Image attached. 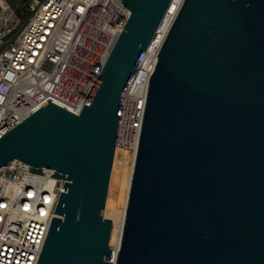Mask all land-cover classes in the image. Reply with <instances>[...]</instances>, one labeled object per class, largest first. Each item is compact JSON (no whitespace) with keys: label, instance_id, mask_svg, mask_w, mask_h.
Here are the masks:
<instances>
[{"label":"water","instance_id":"water-1","mask_svg":"<svg viewBox=\"0 0 264 264\" xmlns=\"http://www.w3.org/2000/svg\"><path fill=\"white\" fill-rule=\"evenodd\" d=\"M130 15L79 114L48 102L0 137L66 179L37 264H112L123 93L173 0ZM116 264H264V0H184L158 53Z\"/></svg>","mask_w":264,"mask_h":264},{"label":"built area","instance_id":"built-area-1","mask_svg":"<svg viewBox=\"0 0 264 264\" xmlns=\"http://www.w3.org/2000/svg\"><path fill=\"white\" fill-rule=\"evenodd\" d=\"M129 15L119 0H30L20 13L0 0V137L48 99L79 114ZM155 40L147 52L158 58ZM150 75H136L122 95L116 146L134 156ZM42 172L17 159L0 167V264H37L59 217L66 179Z\"/></svg>","mask_w":264,"mask_h":264},{"label":"bare ground","instance_id":"bare-ground-1","mask_svg":"<svg viewBox=\"0 0 264 264\" xmlns=\"http://www.w3.org/2000/svg\"><path fill=\"white\" fill-rule=\"evenodd\" d=\"M183 1L184 0H173L171 2L168 11L159 26V32L155 40V44L157 46L160 47L161 43H163L171 25L173 24L176 18V15L178 14V11L180 10ZM156 60H157V50H153L151 48L143 58V61L141 63L136 78L147 79L155 67ZM134 162H135L134 154L123 149L118 181L116 186V192L120 193L118 209L111 208L112 230H111L109 243L112 246L111 247L112 264H116L120 250Z\"/></svg>","mask_w":264,"mask_h":264},{"label":"trees","instance_id":"trees-1","mask_svg":"<svg viewBox=\"0 0 264 264\" xmlns=\"http://www.w3.org/2000/svg\"><path fill=\"white\" fill-rule=\"evenodd\" d=\"M29 2H30V0H22V3H21L19 6H16V5H13V4L11 3V1H10L11 5H12L13 7H15L19 13H20L21 11H25V8H26L27 5L29 4Z\"/></svg>","mask_w":264,"mask_h":264},{"label":"rangeland","instance_id":"rangeland-1","mask_svg":"<svg viewBox=\"0 0 264 264\" xmlns=\"http://www.w3.org/2000/svg\"><path fill=\"white\" fill-rule=\"evenodd\" d=\"M10 1L13 5H16V6H19L22 3V0H10ZM25 15H23V16H25ZM109 245H110V243H109ZM110 247H112V246L110 245Z\"/></svg>","mask_w":264,"mask_h":264}]
</instances>
